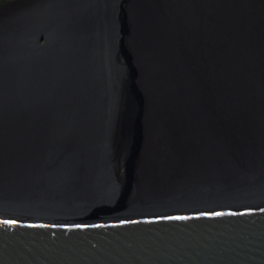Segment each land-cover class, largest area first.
<instances>
[{"label":"bare ground","instance_id":"1","mask_svg":"<svg viewBox=\"0 0 264 264\" xmlns=\"http://www.w3.org/2000/svg\"><path fill=\"white\" fill-rule=\"evenodd\" d=\"M68 2L70 11L88 13L81 51L91 58L90 72L102 71L105 86L115 88L112 106L107 92L96 93L101 110L111 111L108 129L99 124L84 132L98 145L110 136L113 163L124 155L128 78V65L116 59L122 47L131 53L133 80L144 96L132 208L192 207L166 202L264 167V0ZM5 17L0 13V23ZM18 42L0 38V181L82 146L79 115L68 114L71 91L44 79L38 53L9 55ZM101 54L107 67L96 65ZM21 64L34 68L17 70ZM88 90H77V97ZM113 180L122 186L120 177Z\"/></svg>","mask_w":264,"mask_h":264},{"label":"water","instance_id":"2","mask_svg":"<svg viewBox=\"0 0 264 264\" xmlns=\"http://www.w3.org/2000/svg\"><path fill=\"white\" fill-rule=\"evenodd\" d=\"M116 1L106 0L111 7ZM0 13H6L0 38L19 41L9 55L38 53L44 79L71 91L68 114L79 115L82 140L80 151L56 152L33 170L0 181V264H264V167L232 181L203 183L197 193L166 202L192 207L132 208L144 96L133 80L131 53L122 47L116 59L128 65V78L124 155L113 163L109 135L100 145L84 137L110 124L111 111L101 110L96 93H108L107 106L115 99V88L105 86L102 71L99 77L90 72L91 58L81 51L88 13L70 11L68 0L3 1ZM120 21L125 30L124 10ZM106 60L101 54L95 62L107 67ZM86 86L88 93L78 98ZM118 177L121 187L113 180Z\"/></svg>","mask_w":264,"mask_h":264},{"label":"rangeland","instance_id":"3","mask_svg":"<svg viewBox=\"0 0 264 264\" xmlns=\"http://www.w3.org/2000/svg\"><path fill=\"white\" fill-rule=\"evenodd\" d=\"M3 1H13V0H0V3L3 2ZM105 207H106V206H105ZM108 207H110V206H108ZM108 207H106V208H108ZM97 209H98V207H97L96 209H94V210H97ZM94 210H93V211H94Z\"/></svg>","mask_w":264,"mask_h":264}]
</instances>
